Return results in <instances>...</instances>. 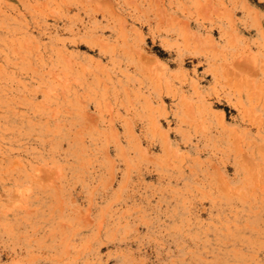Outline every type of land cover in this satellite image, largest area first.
<instances>
[{"label": "rangeland", "instance_id": "rangeland-1", "mask_svg": "<svg viewBox=\"0 0 264 264\" xmlns=\"http://www.w3.org/2000/svg\"><path fill=\"white\" fill-rule=\"evenodd\" d=\"M0 264H264V0H0Z\"/></svg>", "mask_w": 264, "mask_h": 264}, {"label": "bare ground", "instance_id": "bare-ground-1", "mask_svg": "<svg viewBox=\"0 0 264 264\" xmlns=\"http://www.w3.org/2000/svg\"><path fill=\"white\" fill-rule=\"evenodd\" d=\"M2 133V132H1ZM13 137V136H12ZM11 140V139H10ZM2 141V140H1ZM10 154V153H9ZM2 156V155H1ZM17 159V158H16ZM14 164V163H13ZM16 164V163H15ZM15 166V165H14ZM12 168V167H11Z\"/></svg>", "mask_w": 264, "mask_h": 264}]
</instances>
